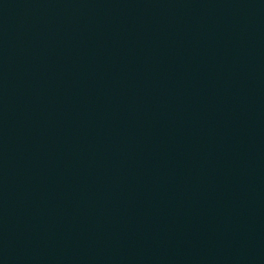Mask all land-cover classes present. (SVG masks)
<instances>
[{
	"label": "water",
	"instance_id": "obj_1",
	"mask_svg": "<svg viewBox=\"0 0 264 264\" xmlns=\"http://www.w3.org/2000/svg\"><path fill=\"white\" fill-rule=\"evenodd\" d=\"M0 264H264V0H0Z\"/></svg>",
	"mask_w": 264,
	"mask_h": 264
}]
</instances>
